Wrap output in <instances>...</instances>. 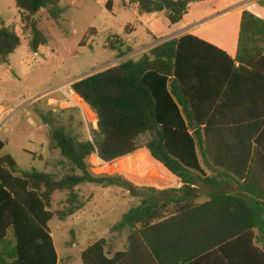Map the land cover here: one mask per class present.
Instances as JSON below:
<instances>
[{
    "label": "trees",
    "instance_id": "obj_1",
    "mask_svg": "<svg viewBox=\"0 0 264 264\" xmlns=\"http://www.w3.org/2000/svg\"><path fill=\"white\" fill-rule=\"evenodd\" d=\"M198 1L203 0H132L142 14L166 12L171 24L180 23L190 4ZM15 3L21 23L32 32L30 47L36 53L47 45V38L35 17L45 10L60 21V0ZM190 41L197 46H187ZM20 44L14 32L0 28V62L7 64ZM117 45L123 43L109 40L113 50ZM250 85L264 91V20L247 10L236 60L193 36H183L154 47L139 60L75 81L72 88L97 117L92 140L56 128L48 115H40L45 124H52L51 148L72 165L68 174L58 178L37 171L20 173L16 160L2 154L5 141L0 138V264H58L50 222L55 217L64 221L84 208L79 185L107 186L114 179L94 174L91 156L111 163L133 155L146 134L151 136L145 146L151 157L184 186L151 189L170 196L162 202L143 200L112 228L127 233V249L109 257L108 240L102 238L82 253L83 263L249 264L247 255L253 252L254 264H264V248L253 244L254 229L264 235V198L250 186L245 155L253 143L264 157V92L260 101L254 100ZM239 87L241 100L235 103ZM236 106L242 111L248 107L252 115H229ZM252 121L255 125L246 126ZM200 156L209 159L218 174L207 176ZM232 175L240 183L238 193L226 191ZM198 181L213 190L202 204L191 193ZM56 192L69 193L67 209L51 210ZM246 193L253 197L245 198Z\"/></svg>",
    "mask_w": 264,
    "mask_h": 264
},
{
    "label": "rangeland",
    "instance_id": "obj_2",
    "mask_svg": "<svg viewBox=\"0 0 264 264\" xmlns=\"http://www.w3.org/2000/svg\"><path fill=\"white\" fill-rule=\"evenodd\" d=\"M130 1L60 0L59 7L64 11L60 21H54L45 10L35 17L37 28L47 38V45L36 55L30 47L32 32L21 23L15 0L0 5V28H8L21 41L9 58L11 67L0 62V106L16 111L4 120L6 130L0 129V137L5 141L2 154L16 160L20 173L37 171L62 178L72 168L60 150L51 148L49 125L52 124L50 121L49 125L45 124L41 114L48 115L56 128L83 139L92 140L95 136L97 117L90 108L85 112L74 108L62 110L55 105L57 102H49L48 97L63 100V90L73 82L128 60H138L142 53L170 40L182 29L199 30L216 42L230 45L236 38L243 8L264 19V0L192 2L188 15L179 24H171L166 12L141 15L139 4L130 5ZM109 40L120 41L123 46L117 45V50H113L108 46ZM55 90L57 94H52ZM42 95L46 97L37 101ZM150 139L149 134L142 136L139 145L144 147ZM143 152L147 163L139 161ZM148 159L151 160L148 151H138L117 164L125 167L123 162H131L129 169L114 173L106 172L105 167L92 171L113 177L111 185L83 183L76 188L81 202L86 203L85 208L66 221L55 217L49 224L61 264H83L82 252L101 238L112 244L120 240L123 247L126 233L112 231L122 216L143 200L162 202L170 196L153 193L151 189H177L176 180L166 170H156ZM89 163L93 166L92 157ZM76 173L81 174L78 170ZM191 193L200 196L199 202L208 198L202 185ZM68 202V192H56L51 210H65Z\"/></svg>",
    "mask_w": 264,
    "mask_h": 264
},
{
    "label": "crops",
    "instance_id": "obj_3",
    "mask_svg": "<svg viewBox=\"0 0 264 264\" xmlns=\"http://www.w3.org/2000/svg\"><path fill=\"white\" fill-rule=\"evenodd\" d=\"M10 1V0H9ZM7 2V0H0V5H3L2 3H6ZM132 2L130 1L129 2V4L130 5H134L135 3H132ZM125 5H128L126 2H125ZM244 9H246V8H243V10L240 12L241 13V17L239 18V20H238V23H237V34H236V38L234 39V41H233V43H231L230 45L229 44H226V43H222V42H216V41H214L213 40V38H211L209 35H207V34H205V33H201V32H199V30L197 31V30H193V29H191V28H186V29H182V30H180V31H178V32H176L174 35H172L171 37H173V38H171V39H174V38H176V39H179V38H181V37H186V36H193V37H195V38H197V39H199V40H201V41H203V42H205V43H208V44H210V45H212V46H214V47H216V48H218V49H220V50H222V51H224L227 55H229L233 60H236V58L238 57V53H239V40H240V31H241V22H242V14H243V12L245 11ZM189 10H190V7H189ZM247 10V9H246ZM41 13V12H40ZM139 13L141 14V15H151V14H142L141 12H140V9H139ZM188 13H189V11H188ZM251 13H253L254 15H256L257 17H259V18H261L262 20H264L261 16H259L258 14H256L255 12H251ZM154 14H158V13H154ZM186 15H188V14H186ZM185 15V16H186ZM184 16V17H185ZM184 19V18H183ZM183 21V20H182ZM181 21V22H182ZM179 24V23H178ZM170 38V37H169ZM167 39V38H166ZM170 39V40H171ZM120 40V39H119ZM168 41V40H167ZM155 42V41H154ZM154 42H150V43H148V44H151V43H154ZM164 43V42H163ZM148 44H146V45H148ZM162 44V43H161ZM187 44H190V45H187V46H191V45H193V46H197V44L198 43H195L194 41H190L189 43H187ZM160 45V44H159ZM142 46H145V45H142ZM156 47V46H155ZM154 48V47H153ZM152 48V49H153ZM151 50V49H150ZM149 50V51H150ZM146 52H148V51H146ZM146 52H144V53H142L141 55H140V57H139V59L146 53ZM35 55H36V53H35ZM10 58V57H9ZM138 59V60H139ZM136 60V59H135ZM2 64V63H1ZM3 65H7V67L8 68H10L11 67V65H9V62L7 63V64H3ZM239 66V64L238 63H236V67H238ZM74 83V82H73ZM72 83V84H73ZM71 84V85H72ZM246 85V84H245ZM246 86H248V85H246ZM244 87V90H248V87ZM256 86L257 85H250V87H251V92L253 91V92H255L256 94H255V97H254V95H252V101H253V97H254V100H258V101H260L261 100V93L262 92H264V91H261V87H259V88H256ZM62 87V86H61ZM61 87L58 89V91L61 89ZM212 88H214V90H212L211 92H214L215 91V86L213 85V87ZM254 88H256L257 90H254ZM238 91H236V97L234 98V102L235 103H238L240 100H241V97H240V94H241V89H240V87H239V89H237ZM57 92V90H55V91H53L52 92V94H57L56 93ZM250 92V93H251ZM215 93V92H214ZM45 95H47V94H45ZM45 95H42L39 99H36L37 101H41V100H43L46 96ZM62 95H64L63 94V92H62ZM48 96V95H47ZM49 98V101L51 102V101H54V100H56L55 98H50V97H48ZM36 101V102H37ZM10 111H15V109H12V108H8V107H3V106H0V113H3L4 112V115H3V118H5V119H8L9 117H11V115L9 114V112ZM16 112V111H15ZM213 114V112H211L210 113V115H212ZM229 115H252V113H249V109H248V107H246V109H245V111H242L241 109H239L237 106L236 107H234L233 109H232V111H230L229 112ZM255 123L256 122H254V121H252V122H249L248 124H246V126H249V125H252V124H254L255 125ZM97 124V123H96ZM236 127H240V126H236ZM233 128H235V127H233ZM233 128H231V134H232V132H233ZM236 129V128H235ZM237 132V131H236ZM1 138V137H0ZM2 139V138H1ZM146 146V145H145ZM145 146L144 147H142V146H140L141 147V149L140 150H138V151H143V150H145V151H148L146 148H145ZM248 149H246V151H245V155H248V156H246L247 158V164H246V166L249 168V170L251 171V174H250V179H249V182H250V186L252 187V188H254V189H258L259 191H260V196L261 197H263L264 198V157H263V155L259 152V151H257V149H256V147H255V144H253V143H251V145L249 146V147H247ZM137 151V152H138ZM149 152V151H148ZM3 153V152H2ZM150 154V153H149ZM151 156V155H150ZM149 160V159H148ZM151 161H153L151 164L155 167V169L156 170H160V171H162V169H164V170H166L170 175H171V177L172 178H174L175 180H176V182L179 180V178H177L176 176H174L173 174H171L162 164H160L159 162H157V161H155L152 157H151V160H149V162H151ZM200 164H201V167L204 169V171L206 172V174H207V176H212V175H214V174H218V172H217V170H216V168L213 166V163L209 160V159H206V158H203L202 156H200ZM158 166V167H157ZM238 166V165H237ZM232 177L234 178H231V179H229V185H228V187L226 188V191H228V192H230V193H238V192H240V183L237 181L238 180V178L236 177V176H234V175H232ZM241 183H244V180L241 182ZM198 185H202L203 186V188L205 189V191H207V193H208V198H209V194L210 193H212L213 192V190L211 189V188H209L208 186H206V185H204L201 181H198V184L196 185V186H193V189H195V188H197V186ZM159 190H165V189H159ZM192 195H194V196H196L198 199H197V201H196V203L197 204H202V203H204V202H206L207 200H208V198H207V200H204V201H202V202H199V199H201L200 198V196H198V195H196V194H194V193H192ZM253 197V195L252 194H249V193H246L245 194V198H252ZM263 203H264V201H262ZM85 206H86V203H85ZM85 206H84V208H85ZM83 208V209H84ZM82 209V210H83ZM82 210H80V211H82ZM80 211H78V212H80ZM77 213V212H76ZM75 213V214H76ZM128 213V212H127ZM74 214V215H75ZM73 216V215H72ZM72 216H70V217H72ZM70 217H68V218H70ZM67 218V219H68ZM66 219V220H67ZM66 220H64V221H66ZM50 227V226H49ZM253 233H254V240H253V244H254V246H256V247H259V248H264V235L263 234H261L260 233V231L258 230V229H254L253 230ZM52 238H53V234H52ZM102 239V238H101ZM100 240V239H99ZM53 241H54V238H53ZM98 241V240H97ZM119 241L120 240H116V243H114V244H112V243H110L109 241H108V246H107V248H106V252L108 253V256L109 257H112L116 252H118V251H124V250H126L127 249V247H128V241H127V233H126V245H124L123 247L121 246V245H119ZM96 242V241H95ZM94 243V242H93ZM92 243V244H93ZM54 244H55V242H54ZM90 246V245H89ZM88 246V247H89ZM55 247H56V245H55ZM87 247V248H88ZM86 248V249H87ZM85 249V250H86ZM56 250H57V248H56ZM84 250V251H85ZM83 251V252H84ZM82 252V253H83ZM57 253H58V250H57ZM247 258L248 259H246L247 260V262H249V264H254V262H255V258H257V255L255 254V253H250L249 255H247ZM83 260V259H82ZM62 263V259L60 258V255H59V253H58V264H61ZM84 264V263H83Z\"/></svg>",
    "mask_w": 264,
    "mask_h": 264
},
{
    "label": "built area",
    "instance_id": "obj_4",
    "mask_svg": "<svg viewBox=\"0 0 264 264\" xmlns=\"http://www.w3.org/2000/svg\"><path fill=\"white\" fill-rule=\"evenodd\" d=\"M63 90V89H62ZM63 94H64V99L63 100H54L55 102H57L55 105L58 106L60 109L64 110V109H79L81 111H86L87 107L88 109L90 108L85 101L83 100V98L72 88V85H70V87L68 89H66V91L63 90ZM50 102V101H49ZM54 103H50V105H53ZM15 111H10L9 114L10 115H14ZM4 112L0 113V129L4 128L6 130L5 124H4V119H1V117H3ZM92 157V164L93 166H91L93 169L92 171L97 172L98 169H102L105 167H109L111 164H114L113 162L109 163V162H105L103 160H101L97 154H94L91 156ZM91 159V158H90ZM94 160L96 162H98L97 164H95ZM106 172H109L108 170ZM115 172H120V171H114ZM97 175V174H96ZM177 189H181L184 184L183 182L179 179L176 183Z\"/></svg>",
    "mask_w": 264,
    "mask_h": 264
},
{
    "label": "bare ground",
    "instance_id": "obj_5",
    "mask_svg": "<svg viewBox=\"0 0 264 264\" xmlns=\"http://www.w3.org/2000/svg\"><path fill=\"white\" fill-rule=\"evenodd\" d=\"M145 154H144V152L141 154V155H139V161L140 162H142V163H147V157L146 156H144ZM134 158V157H133ZM136 158H138V156L137 157H135V160H136ZM125 160V158H123L122 160H119V161H117V162H115L114 164H111L109 167H107V169H106V171L107 170H111V172H114V171H122L123 169L125 170V169H129L130 167H131V165H132V163L131 162H129V163H127V162H123V165L125 166V167H121V166H117V164L119 163V162H122V161H124ZM94 162H95V164H97L98 162H96L95 160H94ZM133 162V161H132Z\"/></svg>",
    "mask_w": 264,
    "mask_h": 264
},
{
    "label": "water",
    "instance_id": "obj_6",
    "mask_svg": "<svg viewBox=\"0 0 264 264\" xmlns=\"http://www.w3.org/2000/svg\"><path fill=\"white\" fill-rule=\"evenodd\" d=\"M82 79V78H81ZM80 80V79H79Z\"/></svg>",
    "mask_w": 264,
    "mask_h": 264
}]
</instances>
